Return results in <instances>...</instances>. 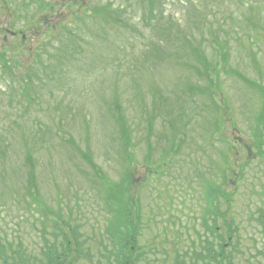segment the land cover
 I'll return each mask as SVG.
<instances>
[{
    "label": "rangeland",
    "instance_id": "374dc122",
    "mask_svg": "<svg viewBox=\"0 0 264 264\" xmlns=\"http://www.w3.org/2000/svg\"><path fill=\"white\" fill-rule=\"evenodd\" d=\"M74 1L12 0L11 8L0 9V50L14 61L9 68L0 61V251L17 264L22 263L11 252L20 251L26 264H40L44 238L52 244L51 233H57L54 221H70L86 236L103 229L117 195L105 196L109 183L95 176L84 154L109 181L122 180L124 192L129 176L133 189L139 186L140 219L132 214L139 229V264H175L176 249L186 264H210L207 248L218 243L228 247L222 251L230 259L223 264H264L258 224L264 211V156L256 147L264 144V128L259 126L263 140L254 135L264 116V0H159L154 9L151 0ZM109 2L124 9L128 29L109 20V32L97 30L101 19L93 13ZM188 2L197 9L186 7ZM52 7L57 14L47 18L44 11ZM56 24L55 36L38 46L44 31ZM90 27L92 40L86 34ZM12 32L26 35L25 48H15L19 39ZM78 38V60H68L66 50L74 46L67 48V42ZM109 57V68L96 74V66ZM219 64L222 70H216ZM27 74L40 80L29 84ZM116 94L133 131L131 143L118 137L121 123L118 115L112 117ZM173 130L180 131L177 138ZM174 146L178 155L170 152ZM224 178L222 189L232 200L221 201L217 219L215 211V217L206 214L211 210L206 184ZM127 199L125 193L120 204ZM92 246L95 251L97 244ZM110 252L113 260L117 251L110 247Z\"/></svg>",
    "mask_w": 264,
    "mask_h": 264
},
{
    "label": "trees",
    "instance_id": "16d2710c",
    "mask_svg": "<svg viewBox=\"0 0 264 264\" xmlns=\"http://www.w3.org/2000/svg\"><path fill=\"white\" fill-rule=\"evenodd\" d=\"M154 1H155V5H151V9H154L156 7V5H157V2H159V0H151V2H154ZM158 8L160 9V6H158ZM0 9H2V7ZM52 10H53V7H52ZM96 15H98V16L102 15V17H103L102 18L103 23L101 24L102 27H104L106 24L109 26V24H108L109 20H111L112 22H115V23H116V21L119 22V24L121 25V27H122V24L125 25V26L127 25V28L126 29H128L129 26H130V24L128 23V21L125 20L126 19V13L124 12V10H120V9H117V8L114 9V3H112V2H109L106 5V7H101L100 9H97ZM149 16L152 18L153 12H151V13L149 12ZM124 20L127 22V24L125 23ZM149 26H150V23H149ZM153 26L156 27L155 23H154ZM97 30L98 31H101L103 29L101 27H97ZM158 32L159 31H156V34H158ZM86 34H88L87 36L91 40V37L93 36V31H91V30L86 31ZM22 46H23V44L21 43V47ZM113 46H114V44L112 45V47ZM118 50L121 51L120 53L124 52L123 51V48L120 45H118ZM117 120H119L120 123H121L120 133H121L122 139L124 141H126V140H128V134L130 133V131H129L128 127H127V121H126L125 115H120V117ZM121 121L124 124H122ZM34 179H35V177H33L32 181H34ZM29 181L31 182V179ZM109 188L112 189V190L115 189V184L109 183ZM117 189H119V193H118V195L116 197L117 199H115V200L118 201L117 202V205L119 207H117V209L115 210V212H116L117 215L120 213L121 214V218L124 220V213L125 212H122L121 211L122 208H120L121 207L120 206V203H122L121 202V197H122L123 190H122V187L120 185H118V184H117ZM48 213L51 214V215H54L58 220H59V218H61V214L60 213H55L52 210H50ZM260 215H261V217H260V226L262 228H264V211ZM75 239L80 240L79 237H75ZM126 239L127 238H126V236L124 234H122V235L120 234V236L117 238V240L119 242V248H120V250H119V256L116 259L117 264H133L132 261L129 258V256L131 255V249H130V247L128 245L125 244L126 243ZM56 240H57V238H56ZM48 249H47V251H48ZM2 250H4V249H2ZM57 252H59V248L57 247V244L56 245L54 244V251L52 249L49 250V254L51 253L53 255L52 256H49V257L45 256L44 260H40V264H60V262L58 261V259L55 257V254ZM6 254L7 253L0 251V262H2L3 264L5 262H8V260H9V259H7L8 256ZM211 254L216 259H221V257L219 255H214V251L213 250H212ZM127 255H128V257H127ZM48 259L50 260V262L48 261ZM89 262H91L92 264H94L93 261H91V260H89ZM19 263L26 264L22 260V255L19 256ZM12 264H17V263L15 262V263H12ZM98 264H104V263H101V261L98 260ZM109 264H112V263L110 262Z\"/></svg>",
    "mask_w": 264,
    "mask_h": 264
}]
</instances>
